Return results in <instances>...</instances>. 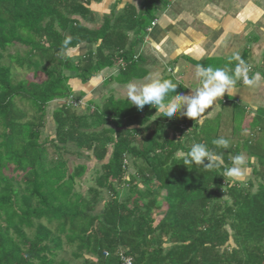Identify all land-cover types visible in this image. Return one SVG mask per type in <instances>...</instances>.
<instances>
[{
    "label": "trees",
    "instance_id": "1",
    "mask_svg": "<svg viewBox=\"0 0 264 264\" xmlns=\"http://www.w3.org/2000/svg\"><path fill=\"white\" fill-rule=\"evenodd\" d=\"M93 1L0 0V264H69L59 260L66 246L82 264H123L121 254L131 264H264V109L247 128L244 105L230 96L215 116L208 108L196 120L156 118L155 108L114 95L81 110L73 79L85 84L115 66L122 84L145 75L136 47L165 5L147 0L141 12L129 7L91 28ZM15 43L27 49L7 64ZM81 44L90 46L84 55H66ZM13 65L35 79H16ZM57 100L54 136L42 138ZM220 135L231 140L225 167L248 156L245 186L226 184L223 168L189 170L176 157ZM83 158L96 162L89 179Z\"/></svg>",
    "mask_w": 264,
    "mask_h": 264
},
{
    "label": "crops",
    "instance_id": "2",
    "mask_svg": "<svg viewBox=\"0 0 264 264\" xmlns=\"http://www.w3.org/2000/svg\"><path fill=\"white\" fill-rule=\"evenodd\" d=\"M146 2L147 0L93 1L90 9L95 20L86 24L91 28H98L106 17L113 13L119 14L129 7L139 13ZM162 3L165 5L160 6L155 13L157 22L152 25L151 20L147 27H151V30H147L143 42L136 47L135 54L141 72L145 75L133 80L150 78L159 73L163 78L172 76L184 87H198L199 80L194 75L197 63L222 67L227 57L236 51L241 56L244 52L247 54L245 60L254 68L253 73H261L264 65V0H163ZM132 36L133 33L130 32V37ZM91 48H95V45ZM89 49V45L81 44L70 49V54L68 50L66 55H84ZM197 55L201 56L200 60L193 58ZM177 65L180 71L173 76ZM119 73V66L108 67L85 84L73 79L71 85L74 91L84 92L83 97H86L87 102H102L122 84L113 80ZM190 91V88H186L183 94ZM226 96L228 95L225 94L223 98ZM230 97L244 105V126L247 128L258 110L264 109L263 76L258 87L236 85ZM221 100L222 98H218L209 108L208 117H213L222 110ZM54 102L62 103L59 100ZM181 117L177 115L170 120L177 121ZM251 162L256 164L257 160L252 158Z\"/></svg>",
    "mask_w": 264,
    "mask_h": 264
},
{
    "label": "clouds",
    "instance_id": "3",
    "mask_svg": "<svg viewBox=\"0 0 264 264\" xmlns=\"http://www.w3.org/2000/svg\"><path fill=\"white\" fill-rule=\"evenodd\" d=\"M72 37L66 36L62 41L58 55L63 58L64 50L69 49ZM70 54V50H69ZM194 59L200 60L197 55ZM180 71L179 65L173 70V76ZM252 73V65L236 51L227 57L222 67L197 63L195 78L199 80L198 87L188 86L191 91L188 94H177L178 81L165 79L159 73L147 79L146 82L129 81L124 93L125 101L138 110H143L145 105L155 108V116L173 118L177 115L198 119L206 109L210 108L218 98L233 94L237 83L248 87H258L262 80L260 72ZM71 84V81L69 82ZM150 123V122H149ZM147 125V124H146ZM247 130H245L246 132ZM212 147L206 143L191 142L186 152L177 153L183 165L189 170L201 169L198 172L220 170L217 174L225 178L229 186H245L246 178L250 174V161L244 154H236L231 157L230 166L225 167L223 152L231 147V140L225 135H220L211 141ZM216 174V175H217Z\"/></svg>",
    "mask_w": 264,
    "mask_h": 264
},
{
    "label": "rangeland",
    "instance_id": "4",
    "mask_svg": "<svg viewBox=\"0 0 264 264\" xmlns=\"http://www.w3.org/2000/svg\"><path fill=\"white\" fill-rule=\"evenodd\" d=\"M26 47L21 45V44H18V43H15L13 46L9 47L7 49V52L5 54V58H4V62L9 64V59H8V55H14L16 53H20V54H24V52L26 51ZM13 73H14V77L16 79H24V78H27V79H35L34 78V75L31 71H27L25 69H22V68H19L17 67L16 65H13ZM43 76H41L39 79H42ZM148 78H145V79H141V80H133V81H137V82H146ZM126 84H120V86H118L113 92H111L110 95H114V97L116 98H124V93L126 91ZM78 92V91H76ZM83 99V102L84 104H81V107L80 109L82 110L84 107H85V104H86V97L82 98ZM96 103L100 104L101 101H95ZM57 105H59V102H53L49 105L48 107V115L46 117V125L43 129V136L42 138H52L54 136V124L52 122V118H51V111L52 109H54ZM26 109H29V106L25 105ZM30 115L33 114V111L30 110L29 112ZM181 118H178L177 120H179ZM81 161H85L88 163V166H89V170L87 172V175H86V179H89L90 178V173H91V169L92 167L95 165V161L94 160H88L87 158H83V160ZM253 177V174H252V171H250V174L247 176L246 180H248L249 178H252ZM89 181L88 182H85L83 183V186L82 188L80 187V189L85 192L88 185H89ZM79 188V187H77ZM101 205V204H100ZM61 259H65L66 261H69V264H82V261L81 260H75L72 256V248L69 247V246H66L65 247V250L64 252H62L59 256V260Z\"/></svg>",
    "mask_w": 264,
    "mask_h": 264
},
{
    "label": "built area",
    "instance_id": "5",
    "mask_svg": "<svg viewBox=\"0 0 264 264\" xmlns=\"http://www.w3.org/2000/svg\"><path fill=\"white\" fill-rule=\"evenodd\" d=\"M156 22H157V19L153 20L152 25H154ZM147 30L150 31L151 30V27H149ZM72 103L75 104V105L84 104L83 99H80L78 101H73ZM105 255H107V252L105 253ZM121 259L123 261V264H131L130 257H127V256L121 254Z\"/></svg>",
    "mask_w": 264,
    "mask_h": 264
}]
</instances>
